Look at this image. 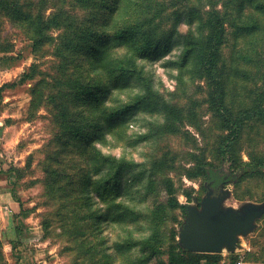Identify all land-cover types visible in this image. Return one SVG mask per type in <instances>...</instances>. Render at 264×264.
I'll use <instances>...</instances> for the list:
<instances>
[{
  "label": "rangeland",
  "instance_id": "obj_1",
  "mask_svg": "<svg viewBox=\"0 0 264 264\" xmlns=\"http://www.w3.org/2000/svg\"><path fill=\"white\" fill-rule=\"evenodd\" d=\"M3 2L0 264H171L209 192L264 264V0Z\"/></svg>",
  "mask_w": 264,
  "mask_h": 264
},
{
  "label": "water",
  "instance_id": "obj_2",
  "mask_svg": "<svg viewBox=\"0 0 264 264\" xmlns=\"http://www.w3.org/2000/svg\"><path fill=\"white\" fill-rule=\"evenodd\" d=\"M209 192L202 211L192 210L190 224L183 230L181 241L191 253L219 254L225 247L236 245L237 235L250 230L261 212H249L245 218L235 213H219L220 202Z\"/></svg>",
  "mask_w": 264,
  "mask_h": 264
},
{
  "label": "trees",
  "instance_id": "obj_3",
  "mask_svg": "<svg viewBox=\"0 0 264 264\" xmlns=\"http://www.w3.org/2000/svg\"><path fill=\"white\" fill-rule=\"evenodd\" d=\"M11 6L9 3L7 2H3L0 3V11H6V9ZM259 7H263L262 5H259ZM114 38L118 39V40H122V41H133L134 39H138L140 36H138V33L136 31V29L132 28L129 25H126L124 27H121L119 29H117L114 33H113ZM144 42V40H141V43ZM3 44L0 40V54L5 53L6 50L3 48ZM191 55L190 50H187V52L185 53V59L184 61H186L189 56ZM17 87V82H13V83H6L3 86L0 87V102L3 103V98H4V92H6L7 90H14ZM31 210L26 209V216L28 214H30ZM196 255H201V256H196ZM3 257V244H2V240L0 239V258ZM188 257H200L201 260H206L207 264H216V257L217 255H213V254H196V253H185V252H181L180 254H177L175 256H172L171 258V264H189L188 263ZM3 261V259H2Z\"/></svg>",
  "mask_w": 264,
  "mask_h": 264
},
{
  "label": "crops",
  "instance_id": "obj_4",
  "mask_svg": "<svg viewBox=\"0 0 264 264\" xmlns=\"http://www.w3.org/2000/svg\"><path fill=\"white\" fill-rule=\"evenodd\" d=\"M6 83H10V82H6ZM6 83H4V84H6ZM4 84H2V85H0V87L1 86H3ZM14 92V90H7L6 92H4V94L5 93H7V92ZM26 209H28V208H26ZM31 214V213H30ZM29 217H28V215H27V217H26V220L28 219ZM25 220V221H26ZM21 228L22 229H26V226L24 225V224H21ZM50 253V252H49ZM51 255V254H50ZM52 261H53V258L51 257H49V255L47 256V259H46V261H44L42 264H52Z\"/></svg>",
  "mask_w": 264,
  "mask_h": 264
}]
</instances>
